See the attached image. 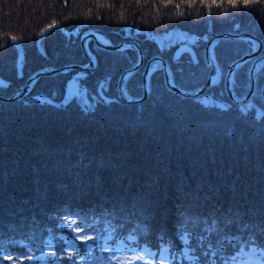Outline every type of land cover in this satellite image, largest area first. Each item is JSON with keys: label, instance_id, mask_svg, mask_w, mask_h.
<instances>
[{"label": "trees", "instance_id": "obj_1", "mask_svg": "<svg viewBox=\"0 0 264 264\" xmlns=\"http://www.w3.org/2000/svg\"><path fill=\"white\" fill-rule=\"evenodd\" d=\"M87 27L113 42L136 39L144 59L163 55L176 84L193 88L208 74L203 47L211 34L250 31L264 53V0H0V93L42 65L84 62L79 34ZM178 33L185 38L177 41ZM11 37L23 46L20 65ZM184 42L197 59H177ZM92 49L97 62L89 75L114 98L92 107L41 99L65 85L69 73H56L40 76L20 99L0 100V257L9 262L17 252L22 264H264V66L250 105L231 101L224 89L227 66L250 50L249 41H217L221 79L201 94L168 89L157 68L136 103L116 94L135 51ZM250 63L235 71L236 94L249 87ZM141 71L126 82L134 95L142 91ZM72 218L81 223L75 233Z\"/></svg>", "mask_w": 264, "mask_h": 264}, {"label": "water", "instance_id": "obj_2", "mask_svg": "<svg viewBox=\"0 0 264 264\" xmlns=\"http://www.w3.org/2000/svg\"><path fill=\"white\" fill-rule=\"evenodd\" d=\"M55 24H52V27ZM51 27H47L50 29ZM62 29V27L60 26ZM45 32L43 29L37 37V43L40 36ZM11 41L16 47V63L20 65L23 61L24 52L20 41L15 38ZM221 38H236L244 39L250 42V50L244 52L237 58L233 59L227 66V70L224 76V89L228 98L235 103H244L250 99L253 95L256 86V77L258 71L264 66V53H261L262 42L261 39L254 33L247 30H224L211 34L205 39L203 54L206 63L209 65L208 74L205 80L198 86L193 88H184L176 84L173 79V73L171 66L163 55L152 54L148 58L144 59L142 48L137 40L133 38H126L117 42L111 41L107 36L99 30L92 27L84 28L79 35V43L81 51L85 57L84 62H65L59 65H42L32 72H30L24 83L15 88L10 94L4 95L0 93V100L10 101L20 99L25 96L33 85L37 82L40 76L52 75L56 73H67L72 69L90 70L96 64V55L88 47V39H91L97 46L106 50H121L125 48H131L136 53V58L133 64L121 70L117 82L116 93L120 100L126 103H136L144 100L151 88L150 74L157 68H161L163 71V79L165 86L181 95L197 96L204 92L208 87L215 85L221 79V68L217 62L214 53V46ZM251 61L249 66V87L243 94H236L233 90L234 74L238 67ZM142 68L141 82L142 91L140 95H134L130 93L126 88V81L128 77L138 68ZM5 80L0 76V84H4ZM261 96L264 100V82L260 88Z\"/></svg>", "mask_w": 264, "mask_h": 264}, {"label": "flooded vegetation", "instance_id": "obj_3", "mask_svg": "<svg viewBox=\"0 0 264 264\" xmlns=\"http://www.w3.org/2000/svg\"><path fill=\"white\" fill-rule=\"evenodd\" d=\"M88 44L89 46H92L90 40L88 41ZM90 70H82L83 74L81 75L74 72L70 73V71L67 72L69 74L65 80L63 88L60 91L53 89L54 92L50 97L55 101H62L63 104L86 105L89 107L107 101V99L114 98V95L107 96L102 92L100 85L101 81L99 80L96 83L93 76L89 75Z\"/></svg>", "mask_w": 264, "mask_h": 264}, {"label": "rangeland", "instance_id": "obj_4", "mask_svg": "<svg viewBox=\"0 0 264 264\" xmlns=\"http://www.w3.org/2000/svg\"><path fill=\"white\" fill-rule=\"evenodd\" d=\"M62 27V26H61ZM62 29H63V27H62ZM64 30V29H63ZM16 38V37H15ZM173 38H177L176 40L177 41H180L181 39H184L185 37L182 35V34H180V33H178L177 35H175ZM18 39V38H17ZM134 39V38H133ZM19 40V39H18ZM136 40V39H135ZM20 41V40H19ZM36 42H37V40H36ZM39 42V41H38ZM20 43H21V41H20ZM92 43V42H91ZM139 43V42H138ZM250 43V42H249ZM22 45V44H21ZM92 46H93V48H95V46H97V45H95L94 43H92ZM92 46H88L89 47V49L93 52V49H92ZM23 47V46H22ZM179 48H181L179 51H176V56H177V59L178 60H183L184 59V57L185 56H190V59L193 61V60H195V59H197V54H196V52L194 51V49L193 48H190V46L188 45V42H184L183 44H182V46H180ZM184 49H186L188 52H184L183 50ZM94 53V52H93ZM95 54V53H94ZM183 57V58H182ZM250 62V61H249ZM261 70V69H260ZM259 70V71H260ZM258 71V72H259ZM74 73H77V74H83V71L82 70H76V71H73ZM100 85H101V89H102V91L106 88V83L105 82H103V81H101V83H100ZM54 91L52 90V93H53ZM41 99H49V100H51V97H46V96H41ZM200 99L203 101V102H206L207 101V99L205 98V96L204 95H202V96H200ZM62 102V101H61ZM247 105H250L251 103H249V102H245ZM70 220V223L68 224V227L72 230V232L73 233H75V232H77V228L75 227V226H80L81 225V223H79V222H77V221H75V220H73V218L72 219H69ZM72 222H75V223H72ZM83 225V224H82ZM68 239L69 240H73V238H72V236H69L68 237ZM50 252V251H49ZM8 254V252H4V255H7ZM14 256H13V258H11L10 260H9V262H6V260L4 259V258H1L0 257V264H22L23 263V259H24V257H21V256H19V254L17 253V252H15L14 254H13ZM28 255H27V253L25 252V257H27Z\"/></svg>", "mask_w": 264, "mask_h": 264}, {"label": "snow or ice", "instance_id": "obj_5", "mask_svg": "<svg viewBox=\"0 0 264 264\" xmlns=\"http://www.w3.org/2000/svg\"><path fill=\"white\" fill-rule=\"evenodd\" d=\"M245 3H247V0H245ZM232 7L235 8V7H236V4L233 3V4H232ZM49 27H52V25H50ZM12 39L15 40V37H13ZM72 223H75V222H72ZM213 223H215V221H213ZM81 230H83V229H81ZM89 238H90V237H89ZM225 240H227V237H225ZM53 254H55V253H53Z\"/></svg>", "mask_w": 264, "mask_h": 264}, {"label": "bare ground", "instance_id": "obj_6", "mask_svg": "<svg viewBox=\"0 0 264 264\" xmlns=\"http://www.w3.org/2000/svg\"><path fill=\"white\" fill-rule=\"evenodd\" d=\"M104 35H105V34H104ZM105 36H106V35H105ZM89 40H91V39H88V41H89ZM88 41H87V43H88ZM88 45H89V44H88ZM215 45H216V44H215Z\"/></svg>", "mask_w": 264, "mask_h": 264}]
</instances>
